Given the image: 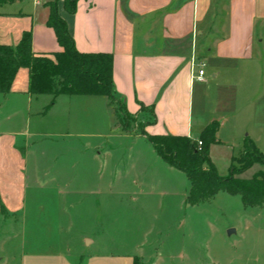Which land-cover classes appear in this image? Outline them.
Wrapping results in <instances>:
<instances>
[{
	"label": "crops",
	"instance_id": "1",
	"mask_svg": "<svg viewBox=\"0 0 264 264\" xmlns=\"http://www.w3.org/2000/svg\"><path fill=\"white\" fill-rule=\"evenodd\" d=\"M52 2L14 0L0 4V45L15 47L29 32L34 54L60 52L53 29L46 24ZM56 7L79 53L112 55L116 98L129 116L140 118L145 114L142 108L152 110L148 120H141L140 134L120 128L122 138H132L134 145L147 142L151 155L140 157L134 167L133 181L137 180L140 193L128 192L129 174L119 177L121 190L124 188L119 192L123 210L144 211L145 204H137L139 196L146 202L157 187L166 190L177 174L185 177L157 156L145 135L196 141L207 126L216 123V142L209 154L214 147L223 146L232 153L236 148V156L231 154L230 160L238 159L246 138L257 148L264 147V0H78L73 14L66 12L62 1ZM198 63L205 64L202 82L193 78V65ZM27 89L28 71L21 68L10 92L0 94V219L12 226L29 207L30 212L36 211V197H43L44 202L54 197L56 205L49 207V202L44 208L43 204L41 211H54L57 216L65 211L63 197L79 195L81 185L87 186L89 195L101 194L102 187L111 195L113 189L111 175L105 171L102 176L97 168L107 165L109 151L104 148L99 152L102 143L91 142L96 139V128L104 135L100 138L111 137L105 123V118L110 119L108 99L61 95L44 113L52 96H30ZM73 128L82 131L77 136L92 151L87 158L91 164L88 173L78 168L76 176L68 175L32 156L31 137L54 129L67 133ZM74 206L72 202L70 210ZM76 206L79 208L78 203ZM81 241L86 247L94 243L86 236ZM114 259L79 252L74 262L51 254L29 256L22 264H110ZM192 260L187 264H207L202 262L206 259Z\"/></svg>",
	"mask_w": 264,
	"mask_h": 264
},
{
	"label": "rangeland",
	"instance_id": "2",
	"mask_svg": "<svg viewBox=\"0 0 264 264\" xmlns=\"http://www.w3.org/2000/svg\"><path fill=\"white\" fill-rule=\"evenodd\" d=\"M110 105V119L105 118V123L110 126L108 135L111 137L100 138L104 135H100L101 131L96 128L93 131L96 139L91 142L93 145L102 143L99 152H104V148L109 151L107 165L103 163L97 168H100L102 176L105 171L111 175V195L107 194L106 187H102L99 195H89L87 186L81 185L79 195L63 197L65 211L57 213V216L54 211H41L43 204L44 208L49 202V207L56 205L54 197L49 202L36 197L38 207L34 212L28 208L27 219L25 215L17 217L15 226L0 219V264H22L23 259L29 256L51 254L74 262L79 252L116 258L109 261L110 264H130L134 256L142 258V261L138 259L141 264H187L194 257L206 259L202 262L207 264H264V204L245 208L239 197L220 192L206 202L189 207L184 203L188 181L182 174H177L178 177L171 179L166 190L157 187L148 201L142 202L143 198L139 196L137 204H145L147 209L144 211L130 212L120 207L122 199L119 192L124 188L121 190L123 184H119V177L127 178L129 174L126 182L128 192L140 193L142 189L137 180L133 181L134 167H137L140 157L151 155L147 142L134 145L132 138H122L117 116L123 106L121 100L115 98ZM142 111L145 114L140 118L126 117L123 123L125 130L140 134L141 120L149 118L148 110L142 108ZM78 132L82 131L73 128L64 133L54 129L49 134L31 137L32 156L43 158L51 168L58 167L68 175L76 176L78 168L81 173H88L87 168L91 164L87 158L92 151L84 147L85 141L78 138ZM258 149L264 154V147ZM231 154L236 156V148L233 153L223 146L211 149L209 158L219 176L228 175ZM58 158L62 160L57 164L51 163ZM75 161L80 164L75 165ZM259 170L263 168L254 165L242 177L251 178ZM83 183L86 184L87 180ZM136 198L137 195L134 200ZM72 202H75L74 210H70ZM229 231L233 233L228 235ZM83 236L94 241L91 247H86V243L81 241Z\"/></svg>",
	"mask_w": 264,
	"mask_h": 264
},
{
	"label": "trees",
	"instance_id": "3",
	"mask_svg": "<svg viewBox=\"0 0 264 264\" xmlns=\"http://www.w3.org/2000/svg\"><path fill=\"white\" fill-rule=\"evenodd\" d=\"M14 0H0V4ZM62 1L64 9L73 14L78 0H54L48 6L50 13L47 26L52 28L60 52L52 55L34 54L31 49V35L24 33L15 47L0 45V94L10 92L14 77L19 69L28 71L30 96L51 95L52 100L45 107L47 112L58 96H100L112 104L116 98L112 82V55L103 53H79L68 31L67 24L58 15L56 4ZM123 105V104H122ZM152 112L151 109H148ZM122 129L129 116L124 106L117 112ZM218 124L207 126L196 141L182 136H146L157 156L169 167L183 173L190 183L186 205L193 207L206 202L218 193L240 198L245 208L264 204V154L246 138L238 159H232L227 176H219L209 158V149L215 141ZM198 142L201 143L198 146ZM254 165L259 170L251 178L243 174ZM133 264H141L138 259Z\"/></svg>",
	"mask_w": 264,
	"mask_h": 264
},
{
	"label": "built area",
	"instance_id": "4",
	"mask_svg": "<svg viewBox=\"0 0 264 264\" xmlns=\"http://www.w3.org/2000/svg\"><path fill=\"white\" fill-rule=\"evenodd\" d=\"M195 68V72L193 74V78L197 80L198 82L203 81V76H204V69H205V64L204 63H198L193 65ZM201 143L198 142V146H200Z\"/></svg>",
	"mask_w": 264,
	"mask_h": 264
},
{
	"label": "water",
	"instance_id": "5",
	"mask_svg": "<svg viewBox=\"0 0 264 264\" xmlns=\"http://www.w3.org/2000/svg\"><path fill=\"white\" fill-rule=\"evenodd\" d=\"M232 233H233V231H229V232H228V235H231Z\"/></svg>",
	"mask_w": 264,
	"mask_h": 264
}]
</instances>
